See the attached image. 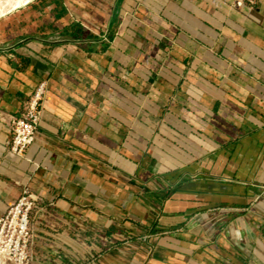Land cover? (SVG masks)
Wrapping results in <instances>:
<instances>
[{
    "label": "crops",
    "instance_id": "0c3cea01",
    "mask_svg": "<svg viewBox=\"0 0 264 264\" xmlns=\"http://www.w3.org/2000/svg\"><path fill=\"white\" fill-rule=\"evenodd\" d=\"M48 10L0 47V211L41 199L32 264H264V0Z\"/></svg>",
    "mask_w": 264,
    "mask_h": 264
},
{
    "label": "built area",
    "instance_id": "2783aa9c",
    "mask_svg": "<svg viewBox=\"0 0 264 264\" xmlns=\"http://www.w3.org/2000/svg\"><path fill=\"white\" fill-rule=\"evenodd\" d=\"M237 6L241 7L242 3ZM47 82L41 83L26 103L23 112L13 117L10 151L25 156L34 142L43 113ZM41 199L29 188L6 211H0V264H32L34 246L33 214Z\"/></svg>",
    "mask_w": 264,
    "mask_h": 264
},
{
    "label": "rangeland",
    "instance_id": "374dc122",
    "mask_svg": "<svg viewBox=\"0 0 264 264\" xmlns=\"http://www.w3.org/2000/svg\"><path fill=\"white\" fill-rule=\"evenodd\" d=\"M51 2L52 0H34L29 6L9 14L0 23V47L14 44L17 39L15 37H18L20 33L24 32L29 37L38 34L42 29L43 21L49 15V10L48 14L46 11ZM54 7L55 5H52V8Z\"/></svg>",
    "mask_w": 264,
    "mask_h": 264
},
{
    "label": "bare ground",
    "instance_id": "6f19581e",
    "mask_svg": "<svg viewBox=\"0 0 264 264\" xmlns=\"http://www.w3.org/2000/svg\"><path fill=\"white\" fill-rule=\"evenodd\" d=\"M34 0H0V21L9 14L29 6Z\"/></svg>",
    "mask_w": 264,
    "mask_h": 264
}]
</instances>
